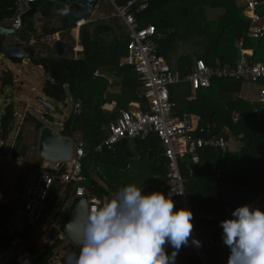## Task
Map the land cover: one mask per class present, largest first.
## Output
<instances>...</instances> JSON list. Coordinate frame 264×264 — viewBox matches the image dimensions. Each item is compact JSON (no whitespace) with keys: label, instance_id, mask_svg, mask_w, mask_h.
<instances>
[{"label":"trees","instance_id":"trees-1","mask_svg":"<svg viewBox=\"0 0 264 264\" xmlns=\"http://www.w3.org/2000/svg\"><path fill=\"white\" fill-rule=\"evenodd\" d=\"M16 0H0V24L9 19ZM127 0H120L123 4ZM257 10L264 22V0H259ZM147 8L135 15L139 27L154 26V42L157 55L162 57L172 71L181 77L192 71L195 60L201 59L209 67L233 66L241 57L238 42L243 50H252L253 55L246 61L252 64L264 63V35L258 39H248L246 33L249 20L243 15L242 7L236 0H147ZM52 4L49 0H35L23 17L26 35L22 41L34 33L32 18L40 10L45 17L50 16ZM222 9L223 14L216 20L206 18V9ZM65 21V20H64ZM72 27L64 23L60 31L48 29L43 37L65 32ZM115 32L109 42L105 37ZM127 37L124 27L112 17L108 22L86 23L80 27V57L74 59L64 56L40 57L33 48L24 47L30 54V63L40 66L47 75L42 86L44 96L55 103H63L67 93L71 103L78 102L79 115L71 111L61 122L59 135L74 139L79 134L87 155L82 160L84 184L91 197L107 202L120 187L135 183L142 188L143 194L160 191L165 183L166 163L162 157L160 142L154 134L145 140L124 139L116 147L115 154L103 151L93 153V148L106 137L105 127L113 122L119 110H129L131 103L138 104L145 112L146 100L140 90V83L130 67L119 66V59L126 56ZM4 37L0 35V53L3 50ZM17 46V45H16ZM188 47L191 52L182 53ZM72 49V48H71ZM70 49V52L72 51ZM185 49V48H184ZM248 55V54H246ZM14 64L21 61L12 59ZM264 86V79L259 81ZM243 82L231 79H212L208 88H200L191 94L188 85L183 94L176 95L169 88V98L175 103L174 111L181 116L186 113L197 116L201 123L214 125V132L227 130V135L239 138L238 151L222 153L211 149H199V162L188 177L185 160L180 161V171L186 179V193L191 199L194 211L213 213L218 205H227L233 209L245 206L259 196L264 198V110L257 103H250L238 97ZM13 77L9 70L0 74V92L13 87ZM115 87V92L112 88ZM114 103L112 107L109 104ZM254 109L258 113H254ZM237 114L238 121L233 124L231 117ZM15 112L7 105L0 116L2 140L13 122ZM44 119L53 121L51 114ZM24 121H30L35 130L43 123L25 115ZM23 144L21 132H18L12 148L16 155ZM36 167L40 164L36 163ZM58 169H64L60 164ZM218 171V174H217ZM24 176L20 175L16 191H21ZM57 186L51 192V198L57 195ZM181 208L175 207V211ZM8 208L0 203V228L7 220ZM220 220L212 216L193 219L194 229L202 231L206 237V247L212 264H228L230 249L223 242V229ZM11 239L0 233V251L9 248ZM73 251V248H70ZM30 254L38 250L30 245ZM53 249H47L34 261V264H47ZM174 249L166 245L171 255ZM7 264H17L10 260ZM63 264H74L64 261ZM175 264H200L190 244L182 247Z\"/></svg>","mask_w":264,"mask_h":264},{"label":"built area","instance_id":"built-area-1","mask_svg":"<svg viewBox=\"0 0 264 264\" xmlns=\"http://www.w3.org/2000/svg\"><path fill=\"white\" fill-rule=\"evenodd\" d=\"M113 8V16L124 27L127 37V54L119 60V66L130 67L140 83V90L146 100L145 112L140 111L138 104L132 105L134 110H119L117 117L106 127V137L96 145L92 152L103 151L115 154L116 147L124 139L145 140L154 134L160 142L162 157L166 163L165 183L160 191L167 197L170 193L179 208L191 210L195 218L202 219L219 213L223 221L233 219V209L227 205H218L215 211L207 214L204 211H194L190 197L186 193L185 181L180 171V161L189 158L188 177L199 162L198 150L211 149L222 153L228 151V138L225 131L215 133L214 125L201 123L198 117L189 114L177 115L174 111L175 103L169 98V88L175 84L187 83L192 93L200 88H208L212 79H231L243 83L258 84L264 79V63L252 64L246 61L242 43L237 46L240 51V60L233 66H207L203 60L194 62L192 71L184 77L172 71L164 59L157 55L154 42L155 29L152 25L139 27L135 15L147 8V0H127L118 4L120 0H108ZM35 0H16L12 16L5 20L11 29L22 25V18L28 12ZM243 15L249 20L246 33L248 39H258L264 35V22L257 10L259 0H241ZM83 21L75 23L79 28ZM59 40L55 33L45 39V43L52 47ZM13 83H16L13 80ZM256 103L264 110V86L259 87ZM72 112L81 113L78 102L72 103ZM254 113H258L254 109ZM232 123L238 121V115L231 117ZM5 146V143L3 144ZM12 147L5 153L6 162H15L22 168L24 182L18 194L19 205L0 228V233L11 239L9 248L0 251V264H7L14 260L17 264H34L39 255L47 249H53L47 264H63L64 261H73L72 254L79 252L60 230L61 224L74 198H85L87 206L99 207L103 201L91 197L84 184L82 174V160L87 155L81 139L72 143L70 160L66 163L55 164V170L44 166H31L23 161L18 154H12ZM26 150V149H25ZM32 152L33 146L29 148ZM4 150L0 151V155ZM63 164L64 169L57 166ZM218 174V171H217ZM57 186V195L51 198V192ZM156 192V191H154ZM151 194V193H150ZM4 196L0 192V203ZM253 208L264 211V198L259 196L249 204ZM195 239L201 242V247L191 243ZM35 245L37 252L29 253V246ZM190 247L200 264H212L206 247L199 237V230L193 229L190 238ZM73 248L71 251L70 248Z\"/></svg>","mask_w":264,"mask_h":264},{"label":"clouds","instance_id":"clouds-1","mask_svg":"<svg viewBox=\"0 0 264 264\" xmlns=\"http://www.w3.org/2000/svg\"><path fill=\"white\" fill-rule=\"evenodd\" d=\"M175 207L171 193L146 195L130 183L101 206L78 209L65 226L79 246L72 254L74 264H175L194 229L193 212ZM232 217L220 222L230 249L228 264H264V211L245 205ZM191 243L202 246L195 239ZM166 245L174 249L171 255Z\"/></svg>","mask_w":264,"mask_h":264},{"label":"rangeland","instance_id":"rangeland-1","mask_svg":"<svg viewBox=\"0 0 264 264\" xmlns=\"http://www.w3.org/2000/svg\"><path fill=\"white\" fill-rule=\"evenodd\" d=\"M110 10L107 2H103L102 11L107 12ZM206 18L209 19H218L221 9H206ZM113 15V13H112ZM185 48V49H184ZM181 51L182 53L191 52V49L184 47ZM23 65L14 64L8 61L5 58L0 57V74L1 68H7L10 73L21 82L20 90L18 86L14 85L13 87H8L4 89L3 92H0V116L7 105H12L13 111L15 112V122L13 130L10 131L4 140L0 139V150H4L3 154L0 155V192L3 194L4 199L3 203L8 208L7 218L11 216L13 211L19 205L18 194L19 191H16V183L20 177L23 175L22 168L15 162H6L4 155L9 150L10 146L14 145V139L18 132H21L22 138L24 139L25 144L28 146L31 144L33 146V151L30 152L29 147L22 157L23 161L32 165L36 163L40 166H44L49 170H55L56 165L49 163L39 157L37 153V135L38 131L35 130L34 125L30 121H24L25 115L29 117H34L40 120L44 125L51 127L55 131L59 132L60 124L62 120L69 115L72 111V103L69 101V98L66 99L65 104L57 103V110L61 113L55 114L52 112L51 115L56 119V122L46 121L43 119V115L47 112V108L41 103V100H44L50 104L54 105V102L46 98L42 92V84L46 80L47 75L43 69L37 68L30 63L29 60L23 59ZM263 86L262 84H249L243 83L241 87L240 97L245 99L248 102L256 101L257 95L259 92V87ZM184 85L175 84L172 86L174 93L176 95L183 94ZM68 94V93H67ZM69 96V94H68ZM7 97V99L5 98ZM58 120V121H57ZM76 139L80 138V135H75ZM5 142V146L2 148V143ZM239 143L232 142L231 146L234 148L238 146ZM202 236V235H201ZM201 241L203 238L201 237Z\"/></svg>","mask_w":264,"mask_h":264},{"label":"water","instance_id":"water-1","mask_svg":"<svg viewBox=\"0 0 264 264\" xmlns=\"http://www.w3.org/2000/svg\"><path fill=\"white\" fill-rule=\"evenodd\" d=\"M52 2L59 6L60 10L64 12V17L67 20V24L73 27L78 21L88 20L90 14L96 7V0H77L73 2L78 8L77 10L66 9V3L64 2L55 0H52ZM21 20L22 25L17 29H11L5 23L0 24V35L4 37L3 50L0 53V57L5 58L10 62H12V59H17L20 61H23V59L30 60V54L27 53L24 48L13 45L11 41L13 37H18L23 31H25V28L23 26V18ZM51 50H54L56 55L55 58L59 59L68 54L70 46L61 40H57L54 42L52 48L49 46L48 56L52 57ZM6 70L8 69L5 67L1 68V72H5ZM5 98L7 99V97ZM41 103L47 108V112L45 114L56 112L55 106L53 104H50L44 100H41ZM54 121L56 122V119ZM14 122L15 115L7 134L13 130ZM2 138L3 137L0 133V139ZM4 143L5 142L2 143V148L4 147ZM72 143L73 140L71 138L61 137L59 135V132L44 124L38 130L37 153L39 157L49 163L59 164L68 162L72 153ZM25 149L26 144L23 143L22 145H20L17 154L19 156H23ZM185 161L189 162L190 159L187 157L185 158ZM85 206H87L85 198H74L60 227L63 235L77 250H79V246L73 235L65 230V226L73 219V216L77 212V210L79 209V211L82 213Z\"/></svg>","mask_w":264,"mask_h":264},{"label":"crops","instance_id":"crops-1","mask_svg":"<svg viewBox=\"0 0 264 264\" xmlns=\"http://www.w3.org/2000/svg\"><path fill=\"white\" fill-rule=\"evenodd\" d=\"M55 1L66 3V9H71V10H77L78 9L77 6L73 3V2H75L77 0H55ZM240 1L241 0H236V3H237L238 6L241 7ZM103 2H107V4L110 7L109 11H107V12H103L102 11ZM49 3L52 4V7L50 8V16L49 17H45V16H43L41 14L40 10H38V12L32 18V27H33L34 33L31 36L28 37V41L26 42V41H22L21 40V37H24L26 35L25 31H23L18 37H13L12 38L11 41H12L13 45H15V46L17 45L20 48H24V47L30 46V47L33 48V51H34V53L36 55H39L40 57L48 56V54H49V46L44 41L50 35L43 37L44 31L48 30V29H54L56 31H60V29L63 27V24L64 23L67 24V20L64 17V12L60 10L59 6L57 4H55V3H53L52 0H49ZM218 10H220V9H218ZM112 13H113V8H112V6H111V4L109 3L108 0H96V7H95L94 11L90 14L88 20L83 21V25L86 24V23H98L100 21L101 22H108L113 16ZM222 14H223V10L221 9V12H220L218 17H220ZM215 18L214 19H209V20H215ZM71 27L72 28L70 30L65 32L66 35H64L63 39H61V32H58L57 33L58 34V39L63 41L64 43L68 44L70 46V49L72 48L71 49L72 51L70 52V50H69V52H68V54L66 56L72 57L74 59H78L80 57V52H81V49H82L81 46L79 45V31H80V27L79 28H76V27H73V26H71ZM115 35H116L115 32L111 33L110 35L105 37V40L107 42H109L110 39H112V37L115 36ZM243 51H244L246 57H251L253 55V51L252 50H243ZM51 54H52L53 57L56 56L54 50H51ZM246 54H248V55H246ZM21 64L22 65L24 64L23 61H21L20 65ZM36 67L42 69L40 66H36ZM12 77H13V80L16 81V83L14 85H17L18 86V90H20L19 87L21 85V82H19L16 78H14L13 75H12ZM45 81L46 80H44V82ZM44 82H43V84H44ZM43 84H42V86H43ZM179 85H188V84L187 83H181ZM171 88H172V86H171ZM112 89H113L112 92H115V87L112 88ZM184 91H185V88H184ZM191 94H192V91H191ZM238 97L242 99V97H240V93L238 94ZM68 98H69V101L71 102L70 96H68V94H67L66 95V99H68ZM66 99H65V101H66ZM243 100H245V99H243ZM65 101L62 104H65ZM250 103H256V101H252V102L250 101ZM56 104L57 103L54 102V106H55V109H56L55 114L61 113V111L57 110ZM131 104L133 106L136 105L135 103H131ZM131 104L129 105V110H134L131 107ZM109 105H110V107H112L114 105V103L112 102ZM191 116L197 117L195 115H191ZM65 118H67V117H65ZM60 127H61V124H60ZM58 131H60V130H58ZM224 131L227 133V130H224ZM75 139L76 138H74L72 140L74 141ZM232 142H235L237 144L239 143V145L233 148L231 146ZM23 143L25 144L24 139H23ZM30 146H31V144L28 145V146L26 145V150H25L24 154L26 153L28 147L30 148ZM10 147L13 148V144ZM240 147H241V142L239 141V138H233L232 136L231 137L228 136V150L229 151H233V152L238 151L240 149ZM186 163H187L188 169H190L189 162L186 161ZM1 204H4L3 200H2ZM213 217L214 218L216 217L220 221H223V216L221 214H219V213H216ZM199 237H200V239H201V237L203 238L202 242L204 243L205 240H206V237H205V235H204V233L202 231H199Z\"/></svg>","mask_w":264,"mask_h":264}]
</instances>
